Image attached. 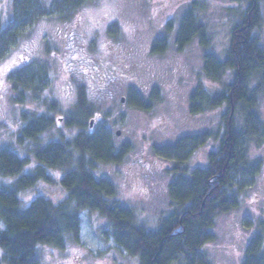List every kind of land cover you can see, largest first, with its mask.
Listing matches in <instances>:
<instances>
[{"label": "rangeland", "instance_id": "374dc122", "mask_svg": "<svg viewBox=\"0 0 264 264\" xmlns=\"http://www.w3.org/2000/svg\"><path fill=\"white\" fill-rule=\"evenodd\" d=\"M52 1L43 0L46 6ZM194 3L209 42L203 47L196 38L179 50V23ZM11 4L12 0H0L2 27L12 18ZM249 5V0H92L67 19L56 15L40 20L0 61V148L14 150L28 161L26 173L32 171L37 165L32 155L35 145L18 144L25 126L23 115L36 111L54 120L38 144L72 140L80 129L66 124L78 113V98L83 93L92 112L89 120L94 121L89 130L104 126L112 134L115 150L125 147L120 162L100 164L96 174L113 182L116 194L112 201L133 211L136 226L157 230L173 212L169 184L175 161L163 156L162 149L185 137L206 135L203 146L189 150L185 165L192 169L206 167L209 153L218 149L225 109L193 115L189 99L197 89L212 96L233 82L232 73L219 81L207 78L203 57L212 53L219 60L226 59L232 30L242 22ZM257 5L261 23L253 36L264 50V0ZM163 38L164 51L153 52L156 40ZM36 66L47 73L46 89L33 103L15 104L9 77ZM132 91L143 97L147 110L130 104ZM257 112L264 132V93ZM237 119L241 121V116ZM248 161L256 174L241 183L238 206L214 218L212 240L201 248L207 264H242L249 241L257 235L264 240V133L251 140ZM50 174L52 184L39 182L22 193L26 204L37 196L53 203L65 198L66 191L59 184L62 173ZM1 182L7 183L6 179ZM79 215V244L68 243L64 250L39 247L40 264H140L138 257L105 234L110 230L106 219L88 211Z\"/></svg>", "mask_w": 264, "mask_h": 264}, {"label": "trees", "instance_id": "16d2710c", "mask_svg": "<svg viewBox=\"0 0 264 264\" xmlns=\"http://www.w3.org/2000/svg\"><path fill=\"white\" fill-rule=\"evenodd\" d=\"M90 1L53 0L46 6L43 0H12V18L5 27L0 20V61L40 20L56 15L67 19ZM249 2L242 22L232 30L226 59L219 60L212 53L203 57L207 78L219 81L232 73L233 82L212 96L197 89L189 99L193 115L225 109L218 149L209 153L206 167L193 169L185 165L191 154L189 150L203 146L206 135L185 137L161 150L163 156L175 161L174 179L169 184L174 211L160 222L158 229L148 231L136 226L133 211L112 201L116 194L113 182L96 174L98 165L120 162L125 147L116 151L112 134L104 126L89 130L92 112L80 93L78 113L66 124L70 129H80L72 140L38 144L54 120L36 111L23 115L25 126L19 132L18 144L35 145L32 155L37 165L32 171L26 173L28 161L14 150L0 148L1 264H40L39 247L64 250L68 243L79 244L82 211L97 213L106 219L110 230L105 234L128 254L138 257L140 264H207L201 248L212 240L213 220L238 206L243 182L256 174L248 161L249 144L264 133L257 112L259 97L264 93V50L253 36L261 23L259 0ZM196 8L194 3L180 20L176 36L179 50L196 38L203 47L208 45L206 27L197 19ZM170 26L169 23L168 31ZM165 46L166 40L158 39L153 52L161 53ZM47 78L39 66L11 75L15 104L28 105L39 99L47 87ZM130 96L129 102L134 107L149 108L138 92L132 91ZM51 171L62 173L59 184L66 191L65 198L53 203L37 196L26 204L22 193L35 188L39 182L52 184ZM1 179L7 183L3 184ZM263 245L262 236L253 237L245 249L242 264H264Z\"/></svg>", "mask_w": 264, "mask_h": 264}, {"label": "flooded vegetation", "instance_id": "af4514ba", "mask_svg": "<svg viewBox=\"0 0 264 264\" xmlns=\"http://www.w3.org/2000/svg\"><path fill=\"white\" fill-rule=\"evenodd\" d=\"M90 128H92V127H90ZM169 199H170V198H169ZM170 202H171V200H170ZM171 206H173V203H172V202H171ZM173 211H174V207H173ZM172 213H173V212H172ZM172 213H171V214H172ZM171 214H170V215H171ZM166 218H168V217H166ZM166 218H165V219H166Z\"/></svg>", "mask_w": 264, "mask_h": 264}, {"label": "water", "instance_id": "95a60500", "mask_svg": "<svg viewBox=\"0 0 264 264\" xmlns=\"http://www.w3.org/2000/svg\"><path fill=\"white\" fill-rule=\"evenodd\" d=\"M232 113V112H231ZM92 125H93V121H90V127H92ZM117 135H118V133H117Z\"/></svg>", "mask_w": 264, "mask_h": 264}]
</instances>
